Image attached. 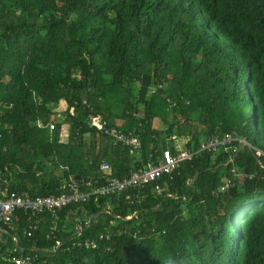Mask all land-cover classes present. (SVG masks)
<instances>
[{"label": "trees", "instance_id": "obj_1", "mask_svg": "<svg viewBox=\"0 0 264 264\" xmlns=\"http://www.w3.org/2000/svg\"><path fill=\"white\" fill-rule=\"evenodd\" d=\"M92 115L142 148L114 146ZM231 132L249 145L184 161L162 196L64 208L59 249L51 214L32 238L22 214L9 234L0 224L11 240L0 251L16 237L34 264H264V0H0V192L59 195L70 177H98L104 159L123 179L175 133L193 148ZM102 234L96 250L73 246Z\"/></svg>", "mask_w": 264, "mask_h": 264}, {"label": "built area", "instance_id": "obj_2", "mask_svg": "<svg viewBox=\"0 0 264 264\" xmlns=\"http://www.w3.org/2000/svg\"><path fill=\"white\" fill-rule=\"evenodd\" d=\"M170 101V99H168ZM87 104V102H84ZM173 105H176L173 103ZM90 125L98 132L103 133L112 139L113 144L124 145L136 151L141 148V141L133 131H124L118 127L111 126V124L102 116H91ZM50 130L54 131L57 128V123L52 122L49 125ZM61 136L67 137V130L62 128ZM171 146L161 151L159 160H152L148 167L140 168L131 171L128 177L123 179L114 176L113 167L107 161H102L100 164V175L84 183H79L73 177L65 180L60 187L59 195L38 196L36 198L24 197L16 192L9 191L8 188L0 192V224L5 227V233L14 230L15 224L19 222L20 216L23 214L27 217V225L24 233L27 237L32 238L36 231L42 225V215L45 213L51 214L52 220L49 225L47 233L48 240H55L56 249L63 246L59 235L61 228L59 226V211L70 205L85 204L90 201L97 202L101 197L115 196L125 193V198L131 204H142L147 202L146 191L160 197L164 194L165 188L161 180L166 176H171L176 172L181 164L190 160L194 156L208 153H218L220 150L228 153H236L239 148L248 146L249 144L239 138L236 132L226 133L224 136L213 135L201 141L198 149H190L187 147L188 138L174 134L169 138ZM258 156L263 155L258 150ZM235 177L249 178L238 174L233 170ZM234 185L231 180L227 185L221 187V192L227 191ZM150 188V189H149ZM168 196H171L168 194ZM110 237L104 234L98 238H88L76 242L73 246L85 248L87 250H96L99 248V241ZM16 248H11L0 252V263L11 264H34L38 259L36 253L33 255L17 256L18 252H23L22 248L18 247V240Z\"/></svg>", "mask_w": 264, "mask_h": 264}, {"label": "rangeland", "instance_id": "obj_3", "mask_svg": "<svg viewBox=\"0 0 264 264\" xmlns=\"http://www.w3.org/2000/svg\"><path fill=\"white\" fill-rule=\"evenodd\" d=\"M75 77H79V72H78V70H76V72H75ZM153 92H155V91H153ZM65 108H67V105L64 103V102H61L60 103V105L57 107V109H56V114L55 115H58V114H61V113H63L66 109ZM114 114H116V115H118V117H122V108L120 107H116L115 109H114ZM118 121H117V123H119V124H121L122 123V121L121 120H119V119H117ZM155 126L156 127H161V128H163L164 127V125H163V123L161 122V120H155ZM184 129L183 130H185L186 129V131H187V128L186 127H183ZM186 139V138H185Z\"/></svg>", "mask_w": 264, "mask_h": 264}, {"label": "crops", "instance_id": "obj_4", "mask_svg": "<svg viewBox=\"0 0 264 264\" xmlns=\"http://www.w3.org/2000/svg\"><path fill=\"white\" fill-rule=\"evenodd\" d=\"M65 103V102H64ZM66 104V103H65ZM66 109V108H65ZM121 129V128H120ZM123 130V129H122ZM125 131V130H124ZM128 132V131H127ZM200 144H201V142H200ZM114 146H120V147H125V148H128V149H130L132 152H137V151H139L141 148H142V143H141V148L139 149V150H136V151H134V150H132L131 148H129V147H126V146H124V145H121V144H118V145H115V144H113ZM187 147L188 148H190L189 146H188V144H187ZM192 147L193 148H190V149H198L199 147H200V145L198 146V147H195V146H193L192 145ZM160 159V157L158 158V160ZM105 161H107L108 163H109V161L108 160H106V159H104ZM104 160H102V161H104ZM101 161V162H102ZM101 164V163H100ZM110 164V163H109ZM111 165V164H110ZM148 167V166H147ZM143 168H145V167H143ZM99 170H100V166H99ZM114 173V172H113ZM129 176V175H128ZM118 178V177H117ZM121 179V178H120ZM164 186V185H163ZM164 188H165V186H164ZM165 190H166V188H165ZM121 194H124V195H126L125 193H121ZM1 238L3 239V242H5V243H7L8 241H11L10 240V238H7V237H3V233H2V231H0V240H1ZM13 241H14V237H13ZM14 242H16V241H14ZM14 242H13V244H14ZM13 244L11 245V246H9V247H7L6 249L8 250V249H11V248H14V247H12L13 246ZM0 252H4V251H0ZM23 257H25L26 255H22Z\"/></svg>", "mask_w": 264, "mask_h": 264}]
</instances>
